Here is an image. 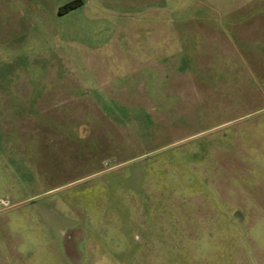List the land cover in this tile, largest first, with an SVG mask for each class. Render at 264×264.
Segmentation results:
<instances>
[{
    "label": "rangeland",
    "instance_id": "obj_1",
    "mask_svg": "<svg viewBox=\"0 0 264 264\" xmlns=\"http://www.w3.org/2000/svg\"><path fill=\"white\" fill-rule=\"evenodd\" d=\"M0 0V264H264V0Z\"/></svg>",
    "mask_w": 264,
    "mask_h": 264
},
{
    "label": "trees",
    "instance_id": "obj_2",
    "mask_svg": "<svg viewBox=\"0 0 264 264\" xmlns=\"http://www.w3.org/2000/svg\"><path fill=\"white\" fill-rule=\"evenodd\" d=\"M80 5H82L81 0H75V1H72V2H70V3L66 4V5H64V6L60 9L59 14L62 15V14H64V13H67V12H69L70 10H72V9H74V8L80 6Z\"/></svg>",
    "mask_w": 264,
    "mask_h": 264
}]
</instances>
